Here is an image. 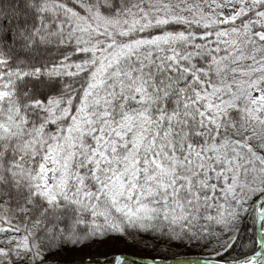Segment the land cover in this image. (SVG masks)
I'll return each instance as SVG.
<instances>
[{
    "label": "snow or ice",
    "instance_id": "snow-or-ice-1",
    "mask_svg": "<svg viewBox=\"0 0 264 264\" xmlns=\"http://www.w3.org/2000/svg\"><path fill=\"white\" fill-rule=\"evenodd\" d=\"M0 264H264V0H0Z\"/></svg>",
    "mask_w": 264,
    "mask_h": 264
},
{
    "label": "trees",
    "instance_id": "trees-1",
    "mask_svg": "<svg viewBox=\"0 0 264 264\" xmlns=\"http://www.w3.org/2000/svg\"><path fill=\"white\" fill-rule=\"evenodd\" d=\"M247 229H248V233L253 232V229H252V226L250 223L247 225ZM130 251H131V249H127V248L111 247V248H106L103 250L98 249L94 253H96L97 256L103 258L105 256H111V255H113V253L130 252Z\"/></svg>",
    "mask_w": 264,
    "mask_h": 264
},
{
    "label": "rangeland",
    "instance_id": "rangeland-1",
    "mask_svg": "<svg viewBox=\"0 0 264 264\" xmlns=\"http://www.w3.org/2000/svg\"><path fill=\"white\" fill-rule=\"evenodd\" d=\"M120 253V252H119ZM113 254H118V253H113ZM82 255H92V256H97L96 253L94 252H89V251H85V253H82Z\"/></svg>",
    "mask_w": 264,
    "mask_h": 264
}]
</instances>
